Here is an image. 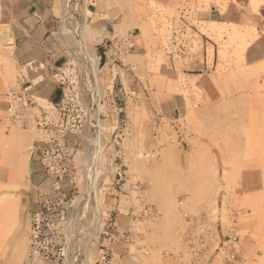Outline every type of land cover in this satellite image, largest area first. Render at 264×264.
<instances>
[{
	"label": "rangeland",
	"instance_id": "rangeland-1",
	"mask_svg": "<svg viewBox=\"0 0 264 264\" xmlns=\"http://www.w3.org/2000/svg\"><path fill=\"white\" fill-rule=\"evenodd\" d=\"M137 1L87 0L109 36L132 34L135 41L115 70L107 62L110 81L116 76L109 93L80 92L79 74L75 79L82 100L101 99L102 112L114 116L113 124L100 125L108 142L99 149L95 140L99 153L90 171L86 165L85 188L27 207L26 199L20 202L29 193L22 175L13 197L27 227L5 238L0 264H25L29 251L34 264H161L165 253L180 250L184 212L216 216L218 202L223 225L236 217L237 260L264 264V59L248 56L249 49L264 51V28L230 22L239 0ZM262 2L242 0L254 12ZM4 29L0 25L2 39ZM104 31L94 25L67 31L72 53L91 56L94 71L106 62L103 47H96ZM12 50L0 40V102L20 87ZM5 66L12 84L2 79ZM13 131L22 129L8 134ZM249 181H263L262 190L254 188L260 184L250 189ZM1 187L3 198L10 192Z\"/></svg>",
	"mask_w": 264,
	"mask_h": 264
},
{
	"label": "crops",
	"instance_id": "crops-1",
	"mask_svg": "<svg viewBox=\"0 0 264 264\" xmlns=\"http://www.w3.org/2000/svg\"><path fill=\"white\" fill-rule=\"evenodd\" d=\"M128 1L132 6L134 3H138L137 0ZM86 2L87 0H0V25L5 28L2 35L4 39L0 38V40L11 45L13 60L20 69V74L22 73L19 80L20 87L16 89L27 88L30 94L34 96L36 105L32 108V113L35 119L48 118L52 120L47 129L31 126L19 128L22 131H13L8 134L10 129L2 125L8 103L4 94L1 96L0 128L6 132L5 134L0 132V164L9 161L10 168H0V186H2L1 189L7 188L10 193L3 198L1 197L4 193H0V247L15 227L21 225L27 227V224L22 223L19 219L18 202L13 197V192L19 188L22 175L27 174V182L24 187L29 193L22 195L20 202L22 203L26 199L25 204L27 207L32 204L37 205L47 195L61 196L67 190L86 187L85 168L87 163L92 162V154L96 146L91 140L92 138L89 141V139L82 138L80 135L60 133L58 128L59 106L64 98V87L56 79L59 70L70 67L73 73L71 77L77 75H74V73H78L81 77L80 92L100 94L101 91L102 93L104 91L109 93L110 91V72L105 70L106 66L110 69V63L106 61L94 71L91 56L87 54L79 55L76 52L73 54L72 51L74 50L68 45L70 39L67 31L75 28L79 30L80 27L84 28L87 25H94L97 31L106 28V32L104 31L102 35V42L96 44V47L108 42L112 37L107 34L109 33L107 31L108 26H106L102 14L97 8H92L94 4L87 5ZM237 3L232 16L229 17L230 22L236 24L254 22L259 27L264 28V0L259 6L258 12L252 11L249 4L242 3V0ZM240 4H244V6ZM237 5L241 8H237ZM93 14L98 15L97 20H94L95 16ZM134 18H137L136 14ZM89 31L94 30L89 29ZM249 50L248 53L250 54L248 56L250 59H264V51ZM75 63L78 64L80 69L79 67L75 68ZM2 73L1 76L4 82L11 83L13 76L10 69L5 66ZM94 77H97L99 84L93 83ZM105 95L103 94V96ZM37 99H46L51 106L46 108ZM92 99L93 101L87 99L83 101L84 109L88 113L85 116L88 125H93L95 122L99 123L95 116L98 113L95 111L98 101H95L93 97ZM99 118L100 123H114V116H109V112L104 117ZM117 125H119V117L117 118ZM116 130L119 133L120 129L116 128ZM30 131H33L37 137L33 136ZM53 136H62L61 143L67 147L66 149L71 155V163L74 165V171H70L68 176L63 179L49 176L42 160V153L52 147L50 141ZM103 140L105 142L107 138L105 137ZM107 142L108 140L105 143L107 144ZM13 159H15L14 165L12 164ZM73 175L76 177L77 185L75 188L69 180ZM246 184L250 185V189L252 185L260 184L261 186H254L258 191L262 190L263 181L260 183L249 181ZM125 217H127L126 214L123 215V218ZM21 244L18 253L24 251L25 242ZM32 256V252L29 251L25 264H34ZM223 264H242V262L230 260Z\"/></svg>",
	"mask_w": 264,
	"mask_h": 264
},
{
	"label": "built area",
	"instance_id": "built-area-1",
	"mask_svg": "<svg viewBox=\"0 0 264 264\" xmlns=\"http://www.w3.org/2000/svg\"><path fill=\"white\" fill-rule=\"evenodd\" d=\"M135 41L132 34L126 36H118L115 33L108 42L101 45L104 49L105 60H111L112 68L115 70L117 64L122 62V58L129 55L134 49ZM74 72V71H73ZM71 68L59 70L56 79L64 87V98L59 106V123L58 128L61 134L72 133L80 135L82 138L86 137L95 143L98 139L100 144H103L101 131V123L99 117H104L102 112L104 104L102 100H98L95 109L98 112L95 116L99 123L95 122L93 125H88L85 116L88 114L84 109V100L76 93V82L78 80V73L72 75ZM112 75V74H111ZM95 78V84H99V80ZM116 76L112 78V83ZM7 99L6 116L2 125L8 129L11 127L27 128L31 126L45 127L47 129L51 119H35L32 113V108L36 105L34 96L30 94L29 89L9 90L5 95ZM46 110V109H45ZM48 112V110H46ZM94 112V111H93ZM62 117V119H61ZM94 137V138H93ZM62 136H53L51 138L52 147L42 153V160L46 173L54 178L63 179L68 176L70 171H74L71 163V155L67 151V147L61 143ZM96 144V143H95ZM93 150L94 153L99 149ZM99 153V152H98ZM96 153V156L97 154ZM94 155V154H92ZM99 162V160L96 159ZM93 163L88 165V171L93 167ZM95 169L97 164L95 162ZM87 171V173H88ZM87 173L85 172V183L89 185ZM70 184L76 187V177H70ZM59 184V183H58ZM60 185V184H59ZM222 203L218 202L214 216L213 212L201 211L198 214H193L185 211L183 218L185 220V228L181 235V247L177 253H165L161 264H223L226 261L237 260L238 253V227L236 217L230 216L229 225L222 223ZM212 211V210H211ZM149 215L154 216L153 211L147 210ZM127 238V234H123V239ZM101 262L100 264H103Z\"/></svg>",
	"mask_w": 264,
	"mask_h": 264
}]
</instances>
